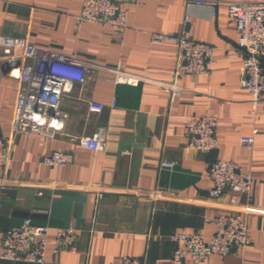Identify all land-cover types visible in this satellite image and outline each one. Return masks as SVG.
Listing matches in <instances>:
<instances>
[{
    "label": "crops",
    "instance_id": "obj_1",
    "mask_svg": "<svg viewBox=\"0 0 264 264\" xmlns=\"http://www.w3.org/2000/svg\"><path fill=\"white\" fill-rule=\"evenodd\" d=\"M83 1L0 0V183H8L0 186V251L5 233L31 218L34 225L50 227L45 258L52 264H120L123 257L169 264L174 235L200 232L209 241L215 233L209 220L233 211L245 219L253 243L201 264H264V97L255 108L241 86L243 59L236 24L228 17L230 0H113L129 12L124 33L97 23L77 25ZM198 1L216 3V14ZM186 27L193 40L214 48L213 64L205 74L181 78L173 89L178 46L155 44L151 35ZM2 38L26 39L89 66L85 83L63 101L69 115L64 133L54 139L22 134L8 161L22 62H8L21 51ZM118 67L139 84L115 83L112 70ZM90 100L105 106L100 115L89 112ZM191 115L218 120L212 153L188 146L185 121ZM101 126L105 149L83 148L79 139ZM243 137L254 138L251 148L241 143ZM55 151L72 152L76 160L45 165L44 157ZM217 159L252 174L251 199L239 195L231 206L230 193L209 198L210 168ZM163 161L177 165L165 169ZM69 228L76 234V252L55 253L58 230Z\"/></svg>",
    "mask_w": 264,
    "mask_h": 264
},
{
    "label": "built area",
    "instance_id": "obj_2",
    "mask_svg": "<svg viewBox=\"0 0 264 264\" xmlns=\"http://www.w3.org/2000/svg\"><path fill=\"white\" fill-rule=\"evenodd\" d=\"M137 3V0H129ZM198 5H207L216 14V3L198 1ZM129 12L113 0H84L81 13L77 16V25L97 23L124 33L128 27ZM228 17L236 24L239 54L243 59L241 86L246 89L257 108L264 97V2L253 0H230ZM190 24V18L185 21ZM151 40L155 44L168 42L178 46V60L175 68V83L186 75L198 76L208 72L213 64L214 48L202 41L193 40L187 27L182 33H154ZM2 43L21 51L20 55L11 56L8 62H22L18 76L19 90L12 122V135L6 147V160L12 151V145L22 134L40 135L50 139L64 133L69 119L62 110V104L69 97L76 85L86 81L89 66L73 57L47 51L31 45L26 39L2 38ZM115 83L139 84L137 77L125 76L121 68L112 70ZM179 92H174V96ZM114 102L112 107H115ZM105 106L96 101H88V110L100 115ZM218 120L211 115H191L186 118L185 128L188 146L204 153H212L217 147L216 129ZM106 127L101 126L94 135L83 136L80 145L88 150L100 152L105 149ZM241 143L249 148L253 146V137H243ZM76 155L72 152L55 151L44 157L43 163L51 167L71 165ZM177 163L163 161L161 167L173 169ZM213 183L209 193L211 199H221L230 193L229 204L237 205V197L246 195L249 199L254 194V180L250 172L244 171L238 164L226 160H215L210 168ZM2 189L8 183H0ZM215 226V233L209 241L200 232H180L174 235L175 249L169 264H186L191 260L196 264L207 262L212 256H227L233 248H245L253 241L248 225L240 213L233 211L220 214L209 220ZM50 227L37 226L31 218L25 219L19 227L8 230L3 238L0 259L5 261H23L34 264H52L45 258L49 242ZM76 234L74 229H59L55 253L66 250L76 252ZM120 264H144L132 257H123Z\"/></svg>",
    "mask_w": 264,
    "mask_h": 264
}]
</instances>
